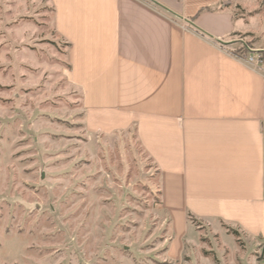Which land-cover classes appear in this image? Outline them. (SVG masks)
<instances>
[{"label": "crops", "instance_id": "obj_1", "mask_svg": "<svg viewBox=\"0 0 264 264\" xmlns=\"http://www.w3.org/2000/svg\"><path fill=\"white\" fill-rule=\"evenodd\" d=\"M48 2L87 130L135 131L162 208L182 225L177 243L190 218L224 222L262 247L263 263L264 68L228 50L246 35L264 51V27L250 26L258 1Z\"/></svg>", "mask_w": 264, "mask_h": 264}, {"label": "rangeland", "instance_id": "obj_2", "mask_svg": "<svg viewBox=\"0 0 264 264\" xmlns=\"http://www.w3.org/2000/svg\"><path fill=\"white\" fill-rule=\"evenodd\" d=\"M235 39L228 50L264 68L254 40ZM69 70L48 0H0V264H264L224 222L190 218L181 247L135 131L89 132Z\"/></svg>", "mask_w": 264, "mask_h": 264}, {"label": "built area", "instance_id": "obj_3", "mask_svg": "<svg viewBox=\"0 0 264 264\" xmlns=\"http://www.w3.org/2000/svg\"><path fill=\"white\" fill-rule=\"evenodd\" d=\"M246 49L249 50L248 53H250V51H252V47L249 45L245 46ZM241 59L245 60L248 64L254 65L255 67L259 68L258 66L260 65V63L263 62V56L259 53V54H255L252 55L251 53L247 56V58H242Z\"/></svg>", "mask_w": 264, "mask_h": 264}, {"label": "trees", "instance_id": "obj_4", "mask_svg": "<svg viewBox=\"0 0 264 264\" xmlns=\"http://www.w3.org/2000/svg\"><path fill=\"white\" fill-rule=\"evenodd\" d=\"M246 51H247V50H246L245 48L242 47V48H240V50H239L238 52L240 53V52H246Z\"/></svg>", "mask_w": 264, "mask_h": 264}]
</instances>
